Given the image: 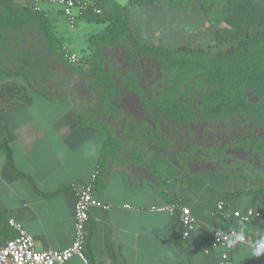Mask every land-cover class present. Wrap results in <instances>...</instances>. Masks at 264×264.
Instances as JSON below:
<instances>
[{"label":"crops","instance_id":"crops-1","mask_svg":"<svg viewBox=\"0 0 264 264\" xmlns=\"http://www.w3.org/2000/svg\"><path fill=\"white\" fill-rule=\"evenodd\" d=\"M33 5L34 0H10L16 9ZM5 29L0 32L1 44L6 41ZM27 85L29 102L0 112V247L15 236L9 219L33 237L37 250L69 247L74 238L70 185L93 176L98 205L89 213L85 247L89 264H217L221 249L203 252L212 229L230 222L216 210L217 201L223 199L227 211L264 207L248 196L228 197L256 187L253 179L221 174L176 179L168 164L153 158L149 150L144 152L150 157L142 154L143 161L138 162L128 142L117 157L113 152V157L106 156L107 134L83 119L70 99L52 94V84L41 90ZM3 144L11 154V166ZM174 201L187 207L197 222L189 241L181 239L182 229L167 212L152 210ZM245 228L248 235H261L264 216ZM66 264L83 263L72 258ZM231 264H264V258L252 257L251 247L242 244L231 252Z\"/></svg>","mask_w":264,"mask_h":264},{"label":"trees","instance_id":"trees-1","mask_svg":"<svg viewBox=\"0 0 264 264\" xmlns=\"http://www.w3.org/2000/svg\"><path fill=\"white\" fill-rule=\"evenodd\" d=\"M104 1L99 3L101 8ZM158 1L126 0V4L129 7H155ZM166 2L167 9L172 12H181L193 5L208 11L213 0ZM230 4L231 10L225 18L227 27L215 33L214 43L216 46H224L239 40L235 47L218 52L215 56L186 47L156 48L141 44L125 24L121 7L114 6L115 20L108 25L106 33L95 37L94 44L96 47L103 44L105 47L127 48V61L132 65L134 73L112 74L105 68L104 57L95 52L90 60L89 75L90 80L101 89L98 104L100 110L108 115V119H116L122 127L120 138H117L109 133L106 124L92 121L107 134L105 147L111 153L124 140L130 143L128 150L136 151L138 162L143 161L142 152L149 150L158 161L171 163H167L168 170L174 178L180 180L189 178L191 181L213 174L249 179L242 174L245 163L264 170L259 164L264 162V3L233 0ZM33 10L28 7L12 8L10 0H0V30L6 27L19 33L31 23H43L46 20L44 14ZM88 16L90 14L84 17ZM47 26L44 23L42 28ZM44 35L50 43L49 52L55 54L53 35L49 31ZM28 54L29 58L33 57L31 52ZM18 60L33 71H42L41 59H35L33 63L24 57ZM150 65L156 66L161 81L172 77L173 84L159 94L149 91V96H146L141 84L147 81L145 71ZM17 74H4L0 69V75L5 77ZM33 75L31 72L28 74L30 77ZM38 84L44 86L48 83L41 80ZM183 84L187 96L182 97L181 101L175 96L176 89ZM134 94L145 105V109L151 112L155 130L146 127L143 120L136 121L132 111L123 108V103L133 99ZM29 100L30 94L24 86L13 80L0 83V112L20 103H28ZM228 118L234 121L228 128L217 126ZM139 141L145 145L142 152H137ZM3 149L7 163L11 166V154L5 144ZM259 183L253 189L236 191L228 197L248 196L252 201L264 203L263 180L259 179ZM257 208L264 214L262 206ZM227 227L238 229V224L231 218ZM245 235L253 241L260 237L246 232ZM175 241L180 247L178 239Z\"/></svg>","mask_w":264,"mask_h":264},{"label":"rangeland","instance_id":"rangeland-1","mask_svg":"<svg viewBox=\"0 0 264 264\" xmlns=\"http://www.w3.org/2000/svg\"><path fill=\"white\" fill-rule=\"evenodd\" d=\"M232 1L213 0L208 11H204L198 5H193L181 12H172L167 9L166 0H159L155 7H129L126 0H105L102 5V16L90 15L84 17L80 19L74 29L67 26L65 18L57 12L59 9L56 6L40 3L38 6L39 11H34L33 6H26L35 13L44 14L46 20L43 23H31L19 33L5 29L7 31L6 41L3 44L0 43V69L4 74L12 72L19 74L11 77L0 75V83L9 80L16 81L15 79L18 77L23 83L16 82L23 84L22 86L33 85L34 89L41 90L43 87L48 89L47 86L38 84L41 80L49 85L52 84V94L59 93L70 99L82 114L83 119L91 120L97 124H106L109 133L120 138L121 125L116 119H108V115L100 110L98 104L101 89L89 78L91 74L90 60L94 57L95 52L104 57L105 68L112 74L134 73L132 65L127 61V48L123 46L111 48L105 47L103 44L96 47L94 44L95 37L106 33L108 25L115 20L114 6L121 7L125 24L131 30L132 36L141 44L156 48L186 47L191 50H202L210 56H215L218 52L235 47L239 40L238 38L224 46H216L214 43L215 33L227 27L225 18L228 17L231 10L230 3ZM254 1L264 3V0ZM44 23L48 26L42 28ZM48 31L54 37L55 54L49 52L50 43L44 35ZM0 32H4V29H1ZM9 32H12V34L9 35ZM62 47L80 57L81 63L79 66H72L61 58L59 51ZM29 52L32 53L33 57L29 58ZM21 57L30 60L32 63L35 59H41L42 71H33L30 67L20 63L18 59ZM156 70L155 65L146 68L145 73L148 78L145 84H141L146 96H149V91L159 94V92L161 93L162 90L173 84L172 77L161 81V76ZM30 72L34 74L33 77L28 76ZM179 87L176 89L175 98L183 101L182 97L187 96L186 87L184 84ZM132 96L133 99L123 103V108L132 111V115L135 116L133 118L137 119L136 121L143 120L146 127L155 130V122L150 117L151 112L145 109V105L135 94ZM250 98H252L251 95ZM233 122V118H228L227 121L220 122L217 126L228 128ZM225 132L228 133L227 130ZM241 134L247 136L246 133ZM234 135H237V133ZM121 136L123 137V135ZM119 143L118 151L113 152L116 157L125 141L121 140ZM143 146H145L144 143L139 141L137 152H142L144 150ZM106 154V156L113 157L109 151H106ZM146 156L150 157L148 152L143 151L142 157ZM259 164L261 168H264L263 161ZM229 165L231 166V164ZM244 165L243 175L250 177L249 179H253L258 184H260L259 179L263 180L264 183V170L261 171L260 168L258 169L250 163Z\"/></svg>","mask_w":264,"mask_h":264},{"label":"built area","instance_id":"built-area-1","mask_svg":"<svg viewBox=\"0 0 264 264\" xmlns=\"http://www.w3.org/2000/svg\"><path fill=\"white\" fill-rule=\"evenodd\" d=\"M101 1L103 0H34L33 9L39 11L38 6L40 3L56 6L65 18L67 26L74 29L78 20L84 18L87 14L102 16L103 10L99 6ZM59 53L68 64L79 65V57L67 48L62 47ZM70 191L74 196V238L71 245L62 250H37L33 237L22 228L20 223L9 219L7 223L15 232V236L0 247V264H66L72 258H77L83 264H89L85 247L88 239L87 227L90 209L98 205L94 198L95 176L86 183H72ZM152 210L167 212L182 229L181 239L189 241L191 232L197 227V222L187 207L174 201L162 207H153ZM216 210L223 219L232 218L238 225L241 221L245 225L252 221L261 220L264 216L263 211L259 208L227 211L223 199L217 201ZM233 229L235 228L223 226L213 228L210 233L209 245L203 247V252L206 255H209L214 248L221 249L217 254V264H231V252L235 247L242 245L238 243L233 248L227 247V241L234 238L232 235ZM254 242L247 237L246 245L251 247ZM191 248L194 249L195 246L192 245ZM261 257L264 258V255Z\"/></svg>","mask_w":264,"mask_h":264},{"label":"clouds","instance_id":"clouds-1","mask_svg":"<svg viewBox=\"0 0 264 264\" xmlns=\"http://www.w3.org/2000/svg\"><path fill=\"white\" fill-rule=\"evenodd\" d=\"M245 225L243 221L239 222L238 229H233L232 235L233 239H229L227 241V247L233 248L238 243L241 244H247V237L245 235ZM251 255L252 257L259 258L262 255H264V232L261 233L259 239H257L252 245H251Z\"/></svg>","mask_w":264,"mask_h":264}]
</instances>
